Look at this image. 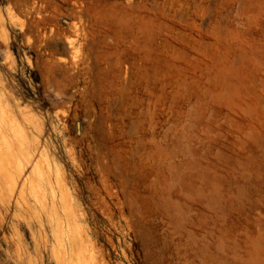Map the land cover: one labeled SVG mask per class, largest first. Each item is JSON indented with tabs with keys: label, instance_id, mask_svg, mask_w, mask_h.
Listing matches in <instances>:
<instances>
[{
	"label": "rangeland",
	"instance_id": "374dc122",
	"mask_svg": "<svg viewBox=\"0 0 264 264\" xmlns=\"http://www.w3.org/2000/svg\"><path fill=\"white\" fill-rule=\"evenodd\" d=\"M0 99V264H264V0H0Z\"/></svg>",
	"mask_w": 264,
	"mask_h": 264
},
{
	"label": "bare ground",
	"instance_id": "6f19581e",
	"mask_svg": "<svg viewBox=\"0 0 264 264\" xmlns=\"http://www.w3.org/2000/svg\"><path fill=\"white\" fill-rule=\"evenodd\" d=\"M3 92V91H2ZM7 102V101H6ZM3 101L2 99H0V197L2 198H5L7 197V200L8 201H11L13 198H15V195L16 193L19 191V194H21L25 188V186L30 183L32 185V188H33V193L35 195H37L38 197L44 192V191H48L50 193V196L55 198V191H54V188L52 186V183L53 181H50V176L48 174H45L43 173L42 171H39V167L38 165L33 164L32 162V159H31V156L32 153L30 154V150L29 148L25 149V150H28V153L27 155L24 156V158H19L17 157V155H22V152L17 154L16 157H15V154L17 151H21L20 148H22L23 146H25V141H26V133L30 131V129L26 132L25 129L22 127H20L19 125V128L21 129H18L16 128V125L13 124H10L9 122L11 120H9V122L6 121V117L5 116H8L6 115V112L4 110V107L2 106L3 104ZM5 105V104H4ZM7 105V104H6ZM6 107V106H5ZM17 108V107H16ZM21 109V108H20ZM13 110V109H12ZM19 110V109H18ZM23 110V109H22ZM7 111V110H6ZM10 111V110H8ZM14 111V110H13ZM21 111V110H20ZM12 111H10L11 113ZM12 114V113H11ZM10 115V114H9ZM14 115V114H13ZM22 115V114H21ZM20 115V116H21ZM24 117L26 116L25 114L23 115ZM29 116V115H28ZM32 116V115H31ZM9 117L13 118L12 115L11 116H8V119ZM22 117V116H21ZM15 118V116H14ZM17 119V117H16ZM34 119V118H33ZM15 120V119H14ZM29 120V119H28ZM17 122V120H15ZM35 121V120H33ZM13 122V121H12ZM11 122V123H12ZM27 121H25L26 123ZM31 122V121H30ZM33 123V122H31ZM18 124V123H16ZM20 124V122H19ZM23 125V124H22ZM26 125V124H25ZM32 125V124H31ZM15 126V128H14ZM18 127V126H17ZM25 127V126H24ZM31 134V132H29ZM33 135V134H31ZM30 135V136H31ZM34 137V136H33ZM35 140V139H33ZM35 142V141H33ZM32 142V143H33ZM29 143V142H28ZM27 143V144H28ZM36 143V142H35ZM34 143V144H35ZM31 144V142H30ZM29 145V144H28ZM31 147V146H30ZM17 151H16V150ZM31 149V148H30ZM37 149V148H36ZM35 149V150H36ZM34 150V151H35ZM14 151L15 154L12 155L11 153H13ZM31 155V156H30ZM29 156V157H28ZM9 157L11 158H14V159H10L11 160V166H7L6 168H3L5 166V160H8ZM9 162V160H8ZM24 162V163H23ZM4 164V166H3ZM25 164L28 165V164H31L33 167H32V170H31V173L30 175H26L24 173V167H25ZM10 165V163H9ZM6 169V170H5ZM6 171V172H5ZM51 174V173H50ZM56 174V173H55ZM58 181V180H57ZM59 183V181H58ZM30 185V186H31ZM57 185V184H56ZM59 186V185H58ZM60 187V186H59ZM63 187V186H62ZM61 187V188H62ZM57 190H58V187H56ZM28 190V188H27ZM31 190V189H30ZM64 190V189H63ZM62 190V191H63ZM59 191V190H58ZM61 191V193L59 192V194L61 195V197L64 195L63 192ZM42 192V193H41ZM40 194V195H39ZM45 195V194H44ZM67 195V194H66ZM46 196V195H45ZM41 197V196H40ZM58 198V197H57ZM24 199V197H23ZM26 199V198H25ZM37 199V198H36ZM42 199V198H41ZM44 199V198H43ZM45 200V199H44ZM5 201V200H4ZM51 201V200H50ZM1 202V201H0ZM19 202V200H18ZM28 202V201H27ZM38 202V201H37ZM46 202V201H45ZM52 202V201H51ZM54 202V201H53ZM66 202H68V200L66 199ZM10 204V203H9ZM17 204V203H16ZM20 204V202H19ZM38 204V203H36ZM51 204V203H50ZM52 205V204H51ZM68 204H66L67 206ZM48 206V204H47ZM28 207V206H27ZM33 208V207H31ZM69 208V207H68ZM67 209V207H66ZM51 210V209H50ZM70 210V209H69ZM67 211V210H66ZM50 212V211H49ZM54 212V211H53ZM55 213V212H54ZM65 214V213H64ZM71 214V213H70ZM51 218V217H50ZM53 219V218H52ZM55 221V220H54ZM51 222V221H50ZM53 226V224H52ZM62 227V226H61ZM74 228V227H73ZM72 228V229H73ZM58 230V229H57ZM63 229H61V232H62ZM75 230V228H74ZM64 231V230H63ZM59 232V233H61ZM71 233V232H70ZM73 234V232H72ZM61 235V234H60ZM64 235V233L62 234ZM79 235V234H78ZM83 235V234H82ZM75 236V234H74ZM81 236V235H79ZM61 237V236H60ZM67 238V237H66ZM65 238V239H66ZM80 238V237H79ZM56 239V238H55ZM58 240V239H56ZM62 240V238H61ZM70 240L72 241V238L70 237ZM63 241V240H62ZM67 241V240H66ZM81 241V240H80ZM75 242V240H73V243ZM82 242V241H81ZM63 243V242H62ZM61 243V244H62ZM65 243V242H64ZM63 243V248L65 250V245ZM72 243V242H71ZM78 243V241H77ZM86 243V242H85ZM57 244V243H56ZM68 245V244H67ZM73 246V244H71ZM82 245V244H81ZM84 245V244H83ZM66 249H67V246H66ZM70 249V248H69ZM76 250V249H75ZM91 250V249H90ZM59 251V250H58ZM88 251V249H87ZM66 252V250H65ZM81 252V251H80ZM79 252V253H80ZM52 253V252H51ZM57 253V252H56ZM71 253V252H70ZM66 254V253H65ZM76 254V253H75ZM90 254V253H89ZM53 256V254H51ZM64 255V253H63ZM67 255V254H66ZM65 255V256H66ZM73 255V254H72ZM77 255V254H76ZM57 256V255H56ZM84 256V255H83ZM69 257V256H68ZM78 257V256H77ZM54 258V257H53ZM62 258V257H61ZM60 258V259H61ZM82 258V257H81ZM86 258V257H85ZM66 259V258H64ZM68 259V258H67ZM72 259V258H71ZM91 259V258H90ZM89 259V260H90ZM63 260V259H62ZM57 261V259H56ZM84 261V260H83ZM95 261V260H94ZM93 261V262H94ZM67 262V261H66ZM70 262V261H69ZM62 263V262H61ZM75 263V260L74 262ZM81 263H83L81 261ZM97 263V262H96ZM79 264V263H78ZM98 264V263H97Z\"/></svg>",
	"mask_w": 264,
	"mask_h": 264
}]
</instances>
